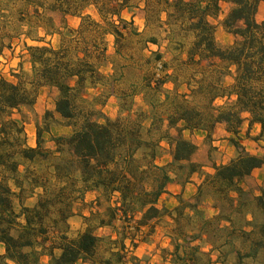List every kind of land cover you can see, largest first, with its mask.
Instances as JSON below:
<instances>
[{
    "label": "trees",
    "instance_id": "trees-1",
    "mask_svg": "<svg viewBox=\"0 0 264 264\" xmlns=\"http://www.w3.org/2000/svg\"><path fill=\"white\" fill-rule=\"evenodd\" d=\"M218 1L143 0L146 21L148 12L157 23L166 25L170 17H176L183 31L192 34L186 60L196 65L201 76L192 75L194 85L188 78L185 91L164 95L172 111L159 120L168 127L178 126L175 135L165 131L162 137L170 151V164L176 165L171 170L156 163L158 139L141 136L139 116L128 108L134 92L126 94L129 101L123 115L114 118L94 105L96 97L87 99L88 88L102 80L99 68L106 59V37H113L119 53L128 34L140 36L135 27L130 29L133 20L121 14L129 0H24L27 6L17 12L18 25L25 26L26 38L42 44H23L28 76L15 75L14 80L0 76V264H140L139 257L128 254L125 240L135 246L137 237L143 240L152 234L163 218L172 222L166 233L172 249H164L168 264H225L230 254L233 264H243L244 259L255 261L264 253V218L257 221L244 210L250 202L264 214V188L251 195L244 187L252 171L264 166V152H247L237 137L246 114L250 125H259L256 139L264 143V17L256 20L258 3L264 0H227L230 6L222 27L233 40L224 46L217 44L210 21L219 12ZM13 3L0 0L2 21ZM88 6L94 7L98 20L84 13ZM51 13L59 15V24ZM70 17L79 19L76 26L68 23ZM2 28L0 55L10 46V40L3 39ZM39 29L43 35H33ZM51 35L57 36L56 45L44 42ZM146 42L157 44V39L150 36ZM155 56L160 60L159 53ZM205 72L210 79L205 80ZM222 72L231 77L230 85L222 84ZM164 83L162 77L155 83L145 80L144 90L156 95ZM40 87L49 88L54 95L52 109L45 110L35 126L32 147L27 144L25 111L34 107ZM114 92L110 84L109 94ZM232 97L230 104L215 103L217 98ZM219 123L229 134L235 156L226 163H213L192 198L175 195L177 205L171 209L159 204L160 195L179 172L188 178L202 168L191 160L197 145L183 131L202 130L210 138ZM52 124L69 132L52 134ZM44 134L51 148L44 146ZM86 192L96 194L97 206L106 202L97 226L109 228L114 235H97L89 227L73 237L67 235L70 202L74 196L82 201ZM33 195L34 204H25ZM208 199L215 209L212 216L203 208ZM116 219L121 231L114 226ZM193 219L198 225L188 230ZM237 238L245 246L244 252L234 246ZM200 243L208 244V251ZM213 251L217 256L212 261ZM45 256L47 260L42 262ZM203 256L204 263L200 262Z\"/></svg>",
    "mask_w": 264,
    "mask_h": 264
},
{
    "label": "rangeland",
    "instance_id": "rangeland-1",
    "mask_svg": "<svg viewBox=\"0 0 264 264\" xmlns=\"http://www.w3.org/2000/svg\"><path fill=\"white\" fill-rule=\"evenodd\" d=\"M148 1L153 3L151 2L152 0ZM262 2L263 1H259L258 3L256 13L257 21H261L264 17V12L260 7V3ZM143 5V0H129L128 7L122 10L121 14L126 20H133V25L130 26V29L135 27L140 32V36H136L132 33L128 34L119 45L121 50L119 53L115 52L116 46L113 37L110 35L106 37V59L99 68L102 73V80L99 84L93 86V88H88L86 91L87 99L96 97L97 102L94 103V105L96 107H102L104 113L114 118L123 115V110L127 108V104L125 103L129 101L126 94L128 92H134L132 103L128 108L139 116L141 122V136L144 139L148 137L156 140L158 139L159 147L157 150L158 156L156 158V163L165 165L171 170H175L176 165L172 166L170 164V151L165 139L162 137L165 131L170 135H175L178 126L168 127L164 120L162 122L159 120V117L165 119L167 113L172 111V106L169 100L164 98V95L167 92L171 95L174 90H177L178 93L180 91H185V82L188 78L189 83L194 85V81L190 79L193 77L192 75L197 77L201 76L198 73L196 65L186 60L187 51L193 40L192 34L183 31L180 21L174 20L176 17H170L169 24L166 25L164 22L157 23L153 15L148 12V21H146ZM26 6L24 0H14V3L7 7L9 11L7 19L2 21L0 18V27H3V39L5 41L10 40V46L5 47L0 55V76L9 80H14L15 75L26 77L30 73L29 63L26 53L24 52L23 44L25 42L28 45L42 44L26 38L24 35L25 26L18 25L17 12ZM151 6L153 7V4H151ZM166 9L168 11L172 10L170 5H167ZM84 13L90 15L95 20L99 19L93 6L86 7ZM222 13L223 11L219 9L216 17L211 18L210 21L214 25V37L217 44L224 46L229 44L233 40V37L222 27ZM51 16L56 24L60 23L58 14L51 13ZM161 16V21H164L165 16L163 14H161ZM67 21L71 26H76L79 19L77 17H70L67 18ZM36 33L37 34L33 33V35H43L41 29ZM150 36L156 37L157 44L146 42ZM48 41L56 45L57 36H46L44 42ZM155 53L160 54V60L156 58ZM159 77L165 78V83L162 88L159 89L158 93L152 95L148 90L145 92V80L155 83L156 79ZM203 77L205 80L210 79V74L205 72ZM221 82L223 85L228 86L231 83V77L222 72ZM110 84L114 85V95L109 94ZM53 95L54 93L47 87L38 88L34 107L31 110L28 109L25 111V115L28 118L27 124L25 125L28 144L34 143L35 126L40 122L44 111L52 109ZM232 101L233 97L217 98L215 103L216 105H222L230 104ZM149 104L152 105V108ZM152 122L154 123L153 126H151ZM245 128L246 123L243 121L240 125V130L242 131ZM50 129L52 134L55 135L69 132L68 128L58 124H52ZM148 129H150L149 132ZM249 132L250 135H248V138L242 139L245 145L244 147L249 152L260 153L262 150L264 152V143H257L253 140L255 128L249 127ZM222 134V129H217L210 138L204 137L202 140L199 138L202 135L201 133L197 134L198 137L189 135V138L194 143H198L195 153L191 156V160L193 159V162H196L202 167L192 176L194 182H200L203 174L211 172V165L213 163L221 164L222 161H229V159L235 156L234 148L227 142L226 136H221ZM44 139V146L51 148L52 143L47 140L46 134H44ZM217 140L220 141L218 142ZM179 173L176 179H181L184 174V172ZM79 185L80 182L78 184L76 183L77 187ZM244 187L251 195L259 193V190L264 188V166L255 170L253 174L244 180ZM39 191V189L35 190L36 193ZM35 198L36 196L33 195L25 201V204H34ZM90 199V195L87 193L83 195L82 201L75 199V196L72 198L70 202L72 215L66 220L68 224L66 230L69 237L75 236L85 227L92 228L97 235L105 237L114 235L109 228H99L97 226L98 220L101 219L105 213V208L107 206L106 202L102 200L101 204L97 206L93 204ZM244 210L248 216L251 215L255 217L257 221L264 218L263 212H260V210L255 208L250 202L246 204ZM232 215H234V217L237 216V214ZM131 225L133 224L131 223ZM197 225L198 220L193 219L190 227L187 226V229L192 230L193 227V229H195ZM114 226L118 229L120 228L119 220L116 219L114 221ZM157 226L158 228L142 241L137 237L138 242L135 244L137 247L136 249H134L135 246H133V250L127 249L128 254H135V256L141 259L140 264H168V255L164 249H172L170 239L166 236V233L172 229V222L167 218H163ZM162 230L164 231V236L161 235ZM52 231L53 230L49 228V235L53 237L54 234ZM118 231H121V229ZM129 231L131 230L129 229ZM256 231L253 232L254 237L258 235ZM234 246L242 252L246 249L239 238L234 240ZM199 247L203 251H208L209 249L206 243H200ZM0 253H2L1 246ZM210 256L212 261L215 260L217 252H211ZM46 260L47 257L45 256L42 262ZM205 260V256L200 258V262L202 263H204ZM233 262L234 256L232 254L228 255L225 259V264H233ZM243 264H264V253L261 252L255 261L244 259Z\"/></svg>",
    "mask_w": 264,
    "mask_h": 264
},
{
    "label": "crops",
    "instance_id": "crops-1",
    "mask_svg": "<svg viewBox=\"0 0 264 264\" xmlns=\"http://www.w3.org/2000/svg\"><path fill=\"white\" fill-rule=\"evenodd\" d=\"M218 5L220 7V10L223 11L222 16H221V20H222L224 15H225V13L229 9L230 3L227 0H219L218 1ZM260 7L262 8V11L264 12V1L262 3H260ZM244 117H245L244 121L246 123V128L244 130H242V131L239 130V133H238V136H237L239 138L240 144L245 146L242 139L246 138V137L248 138V135H250L249 127L255 128V133H254L255 135L253 136V140L256 141L257 143H262V141L256 139V137L259 135V130H260L259 129V125L258 124H251L250 125L246 114L244 115ZM217 129H222L223 134L221 136H226V138L229 137V134L225 130L224 124H221V123H219V124H217L215 126L213 132L211 133V136L213 135L214 131L217 130ZM198 133L202 134L201 137H199V138H201V140L204 137L206 138V132L202 131V130H194L192 132H190L188 130L183 131V134H186L184 136L185 137L187 136L188 138H189V135H192V137L194 135L198 137V135H197ZM217 141L219 142L220 140H217ZM227 142H228V140H227ZM228 143L230 144V142H228ZM195 144L198 145V143H195ZM28 145L32 146V147L35 146V138H34V143L33 144H28ZM245 150L247 152H249L246 148H245ZM249 153L256 154V155H261L263 153V150L260 153H255V152H249ZM169 161H171V156H170ZM226 162H228V161H226ZM226 162L222 161V163H226ZM258 169H260V168H257L255 170H258ZM255 170H253L251 174H253V172ZM193 175H194V173H192L190 175V177L185 178V174H184L183 178H181V179L174 178L170 183H168L167 186H166V191L164 193H162L160 195V197H159V204L165 205L167 208L171 209V208H173V207H175L177 205V200L175 198V195L180 194V196H182L183 198H186V199L192 198L195 195V193H196V187H197V184L199 183V182H194L193 181V178H192ZM86 193L90 195V198H91L90 201H92V203L95 204L96 194L94 192H86ZM203 208H204L205 214L207 216H212L213 214H215V209L211 207V202L209 201V199L204 201ZM167 219L170 221L169 218H167ZM158 224L159 223L155 224L154 231L156 230V228H158V226H157ZM104 228H107V227H104ZM143 229H144V231L146 230V228H144V227H143ZM161 235L164 236V231L163 230H162ZM140 241H142V240H140ZM137 242H138V240H136V243ZM125 245H126L127 249L129 248L130 250H133V246L130 244L129 239L125 240ZM0 246L2 247L1 244H0ZM136 248L137 247L135 246L134 249H136ZM2 253H3V248H2ZM2 253H0V254H2ZM43 258L44 257H42V260H43Z\"/></svg>",
    "mask_w": 264,
    "mask_h": 264
}]
</instances>
